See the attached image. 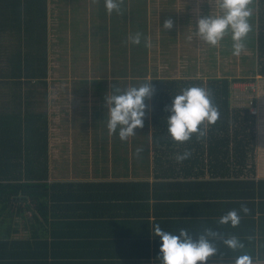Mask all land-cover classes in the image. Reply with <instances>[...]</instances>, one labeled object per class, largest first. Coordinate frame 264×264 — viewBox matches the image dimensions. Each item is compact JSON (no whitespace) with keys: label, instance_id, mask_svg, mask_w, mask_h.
Returning a JSON list of instances; mask_svg holds the SVG:
<instances>
[{"label":"trees","instance_id":"16d2710c","mask_svg":"<svg viewBox=\"0 0 264 264\" xmlns=\"http://www.w3.org/2000/svg\"><path fill=\"white\" fill-rule=\"evenodd\" d=\"M48 12V0H0V30L11 23L22 28L16 47L0 49V76L13 84L9 94H0V264H160L162 242L151 230L157 223L173 233L189 226L193 239L205 228L218 232L220 238L213 240L218 251L209 258L213 263L233 262L243 254L264 261V224L258 217L264 215V181L214 177L50 184L55 162L47 109L52 67ZM256 46V74L264 78V0H258ZM4 59L9 62L4 64ZM187 80H182L187 87L180 79L151 81L155 104L158 97L162 102L157 101L158 111L153 106L154 122L171 115L172 100L180 90L197 86L208 89L212 103L226 111L221 122L224 132L234 122L242 131L254 130L247 110L233 106V82L243 79ZM255 144L248 153L241 149L243 160L249 154L253 157ZM242 205L249 211L240 212L237 227L218 223L220 216ZM233 235L243 249L233 251L224 245L223 238Z\"/></svg>","mask_w":264,"mask_h":264},{"label":"crops","instance_id":"0c3cea01","mask_svg":"<svg viewBox=\"0 0 264 264\" xmlns=\"http://www.w3.org/2000/svg\"><path fill=\"white\" fill-rule=\"evenodd\" d=\"M197 1L199 3L200 0ZM48 4L50 65L66 64L68 59H74L77 64H104L102 68L106 72L111 71L110 77L98 75L99 87L89 89L90 91L80 95L79 100L75 99L74 91L70 94L69 90H66L58 95L53 93L52 89L47 90L51 155L55 162L49 176L50 184L176 182L213 180L214 177L223 180L264 181V132L262 133L264 129L260 130L259 126L256 129L260 136L257 135L251 163L248 159L249 154L238 173V169L237 171L233 169L236 164L231 158L232 162L225 168L223 177H218L219 174L213 171V151L210 152V140L213 145V124L205 122L201 126L202 128L206 126L205 137L198 138L194 134L186 143L177 144L168 134L167 118L160 123L153 121L154 111L149 100L145 101L147 109L144 127L135 129L134 136L127 141H121L118 134L112 136L108 134L106 96L111 93L113 86L125 89L147 80L151 83L155 79L153 77L157 75V70L152 69L154 75L150 73L139 77L138 66L162 63V60L158 63L159 55L164 57V64L183 65L187 62L183 61L185 56L180 54L181 44L188 45L191 49L196 48V45L191 46L193 41L187 43L183 31H177L173 29L174 27L171 29L163 27L168 19L173 21V26L180 23L174 13L182 6L181 0H124L121 12L119 14L113 12L111 15L104 7V0H48ZM257 4L258 0H253L250 7L253 5L255 8ZM257 12L258 8L255 15ZM77 20L79 22H76ZM254 21L255 17L250 18L249 22L256 26L253 40H256L257 45V18L256 23ZM21 29L17 23H11L0 30L6 34L0 36V49L5 45L11 50L16 47L14 42H18V33ZM137 32L142 33L141 44L137 46L126 43L128 35ZM11 33L17 35L16 39L10 38ZM145 40L151 41V47L145 45ZM96 42L97 45L91 49ZM156 49L159 50V55L155 53ZM90 50L98 53L94 55ZM189 57L193 58L191 54ZM252 58L255 62L256 53L255 55L253 53ZM89 59L95 60L87 62ZM3 61L4 64L9 62L8 59ZM187 64L194 65L197 62L191 60ZM125 68H129V71H125ZM181 74L184 77L175 78L205 81V77H200L197 72ZM51 76L52 67L49 77L52 82ZM259 77L262 79L256 90L237 94L247 99L250 104H258L257 108L264 115V78ZM9 80L12 79L0 76V94L7 95L11 92L10 87L13 84L8 82ZM102 80L120 84L109 82L108 87L104 88L99 84ZM24 101L27 104V100ZM26 104H22L23 110ZM59 106L62 107V111L58 109ZM58 115L60 122L56 119ZM233 127L229 125L231 132ZM185 151L191 153L190 157L178 164L175 154ZM258 214L260 225H263L264 215ZM186 229L189 232L192 230L189 226ZM253 262L264 264V261ZM207 264H235V261L213 263V260H208Z\"/></svg>","mask_w":264,"mask_h":264},{"label":"clouds","instance_id":"9594fccd","mask_svg":"<svg viewBox=\"0 0 264 264\" xmlns=\"http://www.w3.org/2000/svg\"><path fill=\"white\" fill-rule=\"evenodd\" d=\"M124 0H104V7L109 15L119 14ZM253 0H215L218 14L202 17L197 23L198 36L205 43L216 47L230 32L232 39L231 52L234 56H241L246 52V39L252 31L250 18L253 14L250 5ZM165 29L173 27V21L164 22ZM191 39V37H189ZM142 33L129 34L126 43L140 45ZM145 45L151 47V41L145 40ZM154 93L149 81L139 85H130L125 89L113 86L111 93L106 96L107 130L110 136L118 134L121 141H127L134 136L135 129L144 127L147 104ZM171 115L167 117L168 134L177 143L182 144L191 140L195 134L198 138L207 135V124H215L219 118V111L212 103L211 93L204 87H188L174 96L169 109ZM190 152L176 153L178 164L190 157ZM249 209L242 205L239 210L231 209L218 218L219 224H230L237 227L241 220L240 212L248 213ZM152 233L161 240L160 264H207L210 257L216 255L218 249L213 240L220 238V234L211 228H205L193 239L186 228H180L176 233L165 231L160 224H153ZM226 247L233 251L244 248L237 236L223 238ZM235 264H254L253 258L247 254L235 258Z\"/></svg>","mask_w":264,"mask_h":264},{"label":"rangeland","instance_id":"374dc122","mask_svg":"<svg viewBox=\"0 0 264 264\" xmlns=\"http://www.w3.org/2000/svg\"><path fill=\"white\" fill-rule=\"evenodd\" d=\"M194 1L181 0L182 6L179 7V9L174 13L176 18L180 20V23L174 25L173 29H176L177 31L179 30L183 31L187 43L193 41L191 46L196 45V48L191 49L188 47V45L181 44V49L179 51L180 54H182V56H185L183 58V61L188 63L191 62V60H195L197 64L194 65H189L187 63L183 65L164 64L163 63L165 62L164 57L163 56L160 57L159 55L160 52L158 49H156L155 53L159 55L158 56L159 58L157 59L158 63L161 62V60L162 63L156 64L154 66H148V65L138 66L137 70L142 71L144 73V76H147L148 74L152 73L151 71L154 68V71L157 70V75H155L153 78L163 77L169 80L176 79L179 77H184L182 76L183 74H181V72L182 73L197 72L200 77H205L204 79L205 83L208 80H211L212 78H222L227 76L230 78L232 82L236 79H243L233 82L232 88L235 93V95H233L232 98L233 106L236 108H241L243 110L245 108V110H247L249 117H251V120L254 123V130H252L250 127L247 130L242 131L240 130V125L239 124L237 125V123L235 124L234 122L233 124L234 128L232 132L231 130L229 132L227 131L224 132L223 125L221 124V122L223 121V116L226 115L225 114L226 111L225 112L220 111V107L218 106L219 118L216 121V124L213 125V145L211 144V140H210V149H211L210 152L213 151L214 173L219 174L218 177H223L225 176L223 175V173H225V168L227 167V165H229L232 162L230 161L231 158L236 164V166H234L233 169L236 171L238 169V173L240 172V169L243 168V164H244L243 162H246V160H243L244 157L241 152V149L246 152L251 151L252 144L254 145V141L256 143L257 135L260 136L257 133V129H256L257 126L260 127V130L261 128L264 129V115H262L261 110L257 108L258 104H250L247 99L242 98L237 94L242 91L251 92L256 90L257 84L260 85L262 79L256 74L255 62L254 59L252 58L253 53L254 55L256 53L255 52L256 40H253V34H255L256 26H254L251 23L252 31L248 34L247 37L248 39H246L245 41L246 52L239 57L234 56L232 55L231 52L232 39L230 32L224 37V39L216 47H213L205 43L203 40H201L198 36L195 35V32L197 31V23L199 19H201L202 17H207L209 15L218 14V9L216 7L215 0L213 1L200 0L199 3L197 0ZM257 8H258V4L255 6V8L252 5L253 14L251 16V19L252 18L254 19L255 17L254 23H256V18H257V15H255ZM76 22L79 21L77 20ZM189 37H191V39H189ZM195 38H197L198 40H193ZM96 45L97 42L93 46H91L92 47L91 49H94ZM90 52L93 53L94 55L98 53V51L95 50H90ZM189 54H191L193 58H190ZM93 60L95 59H89L86 61L93 62ZM103 65L104 64H77L74 59H68V63L66 64L59 63L58 65L55 66L52 65V76H51L52 82L50 85V89L53 90V93H58V95L61 94L62 92H65L66 90H69L70 94L72 91H74V93H76L75 99L79 100L80 95H84L86 91H90L89 89L99 87L97 80L98 75L110 77L111 71L106 72L104 68H102ZM125 71L128 72L129 68H125ZM169 75L174 77H167ZM189 79L192 80L193 78H189ZM180 80H181V85L187 87L185 81L188 80L186 78H180ZM109 82L110 84L118 83L115 81H109ZM109 82L107 80L106 81L102 80L100 81L99 84L102 85L101 87L107 88ZM147 100H149V103L151 101L152 107L154 106L158 111L157 105L162 103L161 97L157 98L159 104L157 103V101L155 104L153 95L150 99ZM154 107L153 110L155 112ZM55 108L56 107L54 106L53 110H55ZM58 109L62 111L61 106H59ZM56 119L57 122H60L59 115L57 116ZM263 132L264 130L262 131V133ZM253 139L255 140L253 141ZM236 145L240 146L239 149L236 147ZM238 154L240 155L239 157ZM248 159L249 162L251 163L250 160L251 158ZM202 162H204V160Z\"/></svg>","mask_w":264,"mask_h":264}]
</instances>
